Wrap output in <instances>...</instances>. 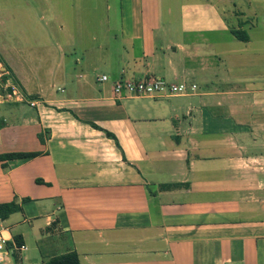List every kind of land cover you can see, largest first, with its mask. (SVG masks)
<instances>
[{
    "label": "crops",
    "instance_id": "crops-1",
    "mask_svg": "<svg viewBox=\"0 0 264 264\" xmlns=\"http://www.w3.org/2000/svg\"><path fill=\"white\" fill-rule=\"evenodd\" d=\"M48 1L46 80L5 60L37 106L2 105L0 155L38 156L0 162L4 264H264V0ZM156 77L197 89L114 95Z\"/></svg>",
    "mask_w": 264,
    "mask_h": 264
},
{
    "label": "rangeland",
    "instance_id": "rangeland-1",
    "mask_svg": "<svg viewBox=\"0 0 264 264\" xmlns=\"http://www.w3.org/2000/svg\"><path fill=\"white\" fill-rule=\"evenodd\" d=\"M64 1L66 2V0ZM72 1L75 5H78L76 0ZM245 1L249 2V0ZM48 3V0H0V53L5 58L4 61L8 59L16 65V63L21 64L22 60H24L29 63V69L34 64H37L35 76L44 81L46 80L45 71L42 70L40 64L38 65L39 60L36 61L40 56L35 54L39 52L38 46H31L34 45L32 40L43 32L42 26L38 23L44 24L45 20H42V16L47 20L51 17ZM65 12L70 15L69 11ZM259 30L253 33L254 38H258L260 35L261 32ZM24 34L28 41L21 43L22 47L24 48L28 45L29 48L18 51L14 35L18 37ZM65 34H69V31ZM0 61L3 63L1 57ZM4 63L7 66V62L5 61ZM3 107L6 108V106L0 105V115H5V111H2Z\"/></svg>",
    "mask_w": 264,
    "mask_h": 264
},
{
    "label": "built area",
    "instance_id": "built-area-1",
    "mask_svg": "<svg viewBox=\"0 0 264 264\" xmlns=\"http://www.w3.org/2000/svg\"><path fill=\"white\" fill-rule=\"evenodd\" d=\"M101 81H108L107 76H102ZM197 89L195 84L188 82L172 83L163 78H149L144 80L122 79L113 84V92L116 98L133 97H156L163 94L168 95H187ZM27 104L34 108L37 102L30 99L14 80L12 73L0 61V105L5 104ZM25 250V246L18 247ZM10 251L7 246V240L0 233V264L7 262Z\"/></svg>",
    "mask_w": 264,
    "mask_h": 264
},
{
    "label": "trees",
    "instance_id": "trees-1",
    "mask_svg": "<svg viewBox=\"0 0 264 264\" xmlns=\"http://www.w3.org/2000/svg\"><path fill=\"white\" fill-rule=\"evenodd\" d=\"M233 35L238 40L245 42L249 41V36L244 31L234 30ZM39 139L42 142L44 141L42 135H39ZM36 156H38V153H6L0 155V162H20ZM17 211H19V205L16 202L0 204V220H6ZM45 264H81V262L78 255L73 252L67 255L51 258Z\"/></svg>",
    "mask_w": 264,
    "mask_h": 264
}]
</instances>
